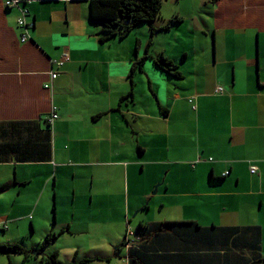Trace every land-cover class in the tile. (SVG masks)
I'll return each mask as SVG.
<instances>
[{"label":"crops","instance_id":"crops-1","mask_svg":"<svg viewBox=\"0 0 264 264\" xmlns=\"http://www.w3.org/2000/svg\"><path fill=\"white\" fill-rule=\"evenodd\" d=\"M5 1L0 0V122L30 123L31 136L36 124L50 131L51 157L0 162V195L5 193L10 206H21L19 214L7 211L4 217L0 211V222L9 218L18 225L33 213V232L39 228L44 237L54 223L62 224L60 236L68 238L81 232L72 229L78 219L98 231L106 224L105 253L94 247L91 257L82 258L105 262L110 251L127 264L126 250L115 251L118 237L108 235L111 223L126 222L136 200L152 193L144 171L159 165L170 180L161 197L176 208L182 205L187 219L181 221L209 226L229 212L242 225L260 226L264 244V0H219L209 13L193 9L184 16L193 24H185L183 36L174 40L171 31L183 22L158 30L152 43L150 27L145 48L150 56L135 71L141 51L135 53L130 43L115 48L112 40L101 42L86 0H25L9 8ZM20 7L28 9L26 21L33 23L27 41H22L26 29L18 25ZM174 12L167 19L180 13ZM165 24L158 21L156 27ZM138 40L141 46L143 38ZM162 53L183 78L156 64ZM218 86L225 90L217 93ZM159 88L164 102H156ZM131 91L134 100L123 103ZM54 107L60 117L49 127ZM12 166L15 175L3 177ZM228 169L223 183L209 178ZM11 188L14 193H6ZM60 213L62 220L56 219ZM57 243H50L51 251L59 256L65 251V264L80 256L77 247ZM178 243L167 242L170 256L186 254Z\"/></svg>","mask_w":264,"mask_h":264},{"label":"trees","instance_id":"trees-1","mask_svg":"<svg viewBox=\"0 0 264 264\" xmlns=\"http://www.w3.org/2000/svg\"><path fill=\"white\" fill-rule=\"evenodd\" d=\"M86 1L90 7V18L93 23L99 26L98 35L103 43L113 40L115 37L125 38L137 26L145 23L151 26L152 35L154 36L158 30H170L173 26L185 20L184 16L176 14L168 20L166 19L165 25L156 27L157 21L163 17V0ZM218 1L211 0V3ZM6 7L11 6L7 5ZM18 25L21 26L22 24L18 23ZM150 42L152 43V39ZM139 47L140 40H137L136 52L139 51ZM149 56V53L142 57L137 56L133 62V71L142 67ZM154 61L167 73L176 78H183L179 66L166 54H160L154 58ZM133 95L134 93L131 91L123 96V103L134 100ZM161 110L163 112L168 111L165 107H162ZM47 124L52 127L50 122H47ZM35 127L34 136H31L30 123L0 122V162H8L13 159L33 162L49 160L51 157L50 131H40L37 124ZM12 168L14 170L13 166ZM227 171V174L222 173L219 177L211 173L209 178L214 184L223 183L231 173L229 169ZM232 203L238 207V202ZM235 206L231 209H234ZM132 214L127 218L129 221H131ZM89 216L90 214L82 217L85 219ZM56 219H58L57 216ZM31 227L34 228L33 222ZM136 228H138L136 232L129 231L128 234L126 233L121 243L115 247L116 252L126 250L125 260L127 264H260L263 256L261 227L258 225H242L237 216L229 212L221 214L219 224L211 223L209 226H202L196 221L188 220L139 222ZM130 233L133 235L132 240L128 237ZM108 235L117 237L115 230L112 231V223L111 232ZM171 237H179L180 239L172 240ZM56 238H58V234L51 229L48 230L43 239V247ZM104 238L107 239V236H104ZM169 240L174 244L183 242L182 247L186 250V254L180 252V257L170 256L167 246ZM3 250L12 253H23L25 251L19 244L5 246ZM95 259L101 260V258H83L80 259L81 262H74V264H93ZM59 260L58 254L52 253L41 264H61ZM105 260L109 261L110 257H105ZM9 264H12L11 261Z\"/></svg>","mask_w":264,"mask_h":264},{"label":"rangeland","instance_id":"rangeland-1","mask_svg":"<svg viewBox=\"0 0 264 264\" xmlns=\"http://www.w3.org/2000/svg\"><path fill=\"white\" fill-rule=\"evenodd\" d=\"M211 0H163L162 3V13L163 17L159 21V24L164 23L167 19V14L169 13H175L174 11H180L178 13L179 15H183L185 17H188L189 13L193 11V9H196L199 13L198 7L201 8V10L205 13H209L207 11L208 7L210 6ZM196 14V13H194ZM176 15V14H175ZM186 24V25H185ZM188 24L192 25L193 20L188 18L186 21L184 20L183 24L175 29H172L171 33V39L174 40L176 37H182L183 36V26H187ZM149 27H141L142 29H138V27L132 31L127 37L121 39L120 37H115L112 41L116 42L113 44V47L119 48L120 45L127 46L129 43L134 48L136 46V42L138 39L143 38V44L139 47V50L141 51L140 57L145 55L146 51V45L147 40L146 38L148 35L149 28L151 27L148 24ZM169 34V32L167 33ZM187 38H190L187 36ZM213 39V38H212ZM135 50V49H134ZM136 52V50H135ZM159 97L156 98V102L161 99L163 102L165 101L164 96V88H159ZM143 159V157H141ZM142 161V160H141ZM146 162V159L144 160ZM133 165V163H131ZM138 164V163H137ZM152 165H148L146 170L144 171L145 178H148L147 181H149V187L152 188V193L149 196H146L145 198L137 199L136 200V206H135V212L131 216V221L127 219L126 222L122 223H112L114 226L115 232L117 233V243H121L122 239L125 237L126 233L128 234L129 231H135L139 221H148V222H166V221H181V219H187V217L182 212V205H180L178 208L176 206L172 205V203L168 202L166 199H162L161 195L164 190H166L167 185L170 183V180L167 178L165 173V168L159 165H155V168H151ZM154 166V165H153ZM134 167V166H131ZM3 177H13V168L11 167L10 172L4 174ZM158 177L160 180L158 182H155V178ZM34 179H38L34 177ZM9 181V180H8ZM164 181V184H163ZM157 187V191L155 192V189ZM14 188H11L10 191L6 192H12L14 193ZM161 190V192H160ZM5 193L0 195V211L2 215H7V211H13L16 214H19L21 212V206L19 204L15 206H10V204L7 202V198L4 196ZM146 207V210H142L144 206ZM53 206H50V213L51 217ZM208 215H210V212H207ZM62 213L57 214L58 220H62ZM138 215V216H137ZM142 215V216H141ZM121 216V214H119ZM137 216V217H136ZM33 213L28 217L26 220L20 221L18 225L16 223H13L9 218L7 221L10 224V228L8 230H0V264H9L10 261L12 264H41V261L37 260H26L29 257H32L31 254H33V251H37V249H40L42 247V240L45 238L42 235V230L38 228L37 232H33V227H31V223L34 222ZM125 212L123 213V220H125ZM133 217V218H132ZM136 217V218H135ZM74 219H72L73 221ZM52 221L53 217H52ZM185 221V220H184ZM47 224L49 226H52L47 221ZM14 225V226H13ZM55 227V228H53ZM73 231L80 232L79 234L72 235L71 238H68L67 236H60V231H62V224L59 225V227L54 225L52 226L51 230L53 232L58 234V238L55 239V242H58L57 244L59 246L67 247V246H75L78 249H80V256H78V259H81L85 256H90V253H92L94 250V247H99L98 251L99 253H105L107 249V239L103 240L101 243V237L104 238V236H107V225H103L100 228V231L95 229L90 224L88 226L82 225L78 220L74 223L72 227ZM90 231L91 239H89V236L86 233ZM60 236V237H59ZM43 237V238H42ZM131 240L133 238V235L128 236ZM42 238V239H40ZM53 242L52 244H54ZM12 244H19L26 250H29V252L25 253H12V252H6L3 249L4 246H10ZM36 245L37 249H34V246ZM54 247V245H49L47 255H51L53 252L51 249ZM76 250V249H75ZM75 250L69 251V253H74ZM45 254V253H44ZM262 259L260 261V264H264V244H262ZM111 258V261H114L112 264H124L122 263V260L118 259L119 254L111 253L110 251L107 252V254L103 255ZM42 258V257H41ZM60 261L64 262L68 259V255L63 251V254L59 256ZM81 260H78V262ZM34 262V263H33ZM93 264H109L108 261L103 262L100 260H95Z\"/></svg>","mask_w":264,"mask_h":264},{"label":"clouds","instance_id":"clouds-1","mask_svg":"<svg viewBox=\"0 0 264 264\" xmlns=\"http://www.w3.org/2000/svg\"><path fill=\"white\" fill-rule=\"evenodd\" d=\"M25 2V0H22L20 3H24ZM20 3H18V4H16V5H13V6H19L20 5ZM217 3V2H216ZM5 5H6V1H5ZM7 6V5H6ZM13 6H11V7H13ZM21 8V7H20ZM22 8H21V16H19V18H18V23H20V19H23V23H22V27L23 28H25L26 29V32L23 34V36H22V41H27L28 39H29V34H28V29H29V27L31 26V25H33V23H31V24H29V23H27V21H26V15L29 13V11H28V13L26 14V15H23L22 14ZM28 10V9H27ZM169 19V18H168ZM167 19V20H168ZM158 21H160V19L158 20ZM157 21V22H158ZM21 24V23H20ZM152 29V28H151ZM153 36V35H152ZM24 37H26V39L25 40H23V38ZM152 39V38H151ZM150 39V40H151ZM146 54V53H145ZM63 58L64 59H66V60H68L69 58H70V54L68 53V52H66V53H64V55H63ZM63 63V61H60L59 62V64L61 65ZM57 76V74H55V77ZM51 77H53V74H51ZM55 77H53V78H55ZM219 87H222L223 88V91L225 90L224 89V87L223 86H218L217 87V89H216V92L217 93H221V92H223V91H217L218 90V88ZM193 102V99H191L190 98V102ZM57 115V117L55 118L54 117V115ZM60 116H59V113L57 112V108H53V111L51 112V115L46 119L47 120V122L49 123H51V124H53L54 123V121L55 120H57L58 118H59ZM252 168H255V172H252ZM250 171H251V173L252 174H255V173H257V171H258V168H257V166H255V165H252L251 166V168H250ZM0 229L2 230V229H8V222H0ZM57 239V238H56ZM43 241V240H42ZM53 242H55V239H54V241H52L51 243H53ZM50 244V243H49ZM48 245V244H47ZM47 245L46 246H44L43 247V242H42V247H43V252L41 253L42 254V258L41 257H39L37 260H39V261H43L47 256L49 257V256H51V255H47L46 256V254H47ZM5 247V246H4ZM127 247H129L128 245H127ZM25 249V248H24ZM1 250H3V249H1ZM25 251H26V249H25ZM25 251H23V252H25ZM45 253V254H44ZM54 253H57L58 254V258H59V253L57 252V251H55ZM83 259V258H82ZM36 260V261H37ZM78 260H80V259H73V261L74 262H78ZM59 262L61 263V264H63L60 260H59ZM74 262H73V264H74ZM79 262H81V261H79ZM34 263V262H33ZM35 264V263H34Z\"/></svg>","mask_w":264,"mask_h":264},{"label":"built area","instance_id":"built-area-1","mask_svg":"<svg viewBox=\"0 0 264 264\" xmlns=\"http://www.w3.org/2000/svg\"><path fill=\"white\" fill-rule=\"evenodd\" d=\"M22 0H6V5H10V6H13V5H16L18 3H20ZM28 13V10L27 9H23L22 10V14L23 15H26ZM20 23L22 24L23 23V19H20ZM26 37L23 38V40H25ZM53 77H55V74H53ZM217 91H223V88L222 87H219ZM54 117L56 118L57 115L55 114ZM252 172H255V168H252ZM228 171L225 172V174H227Z\"/></svg>","mask_w":264,"mask_h":264},{"label":"flooded vegetation","instance_id":"flooded-vegetation-1","mask_svg":"<svg viewBox=\"0 0 264 264\" xmlns=\"http://www.w3.org/2000/svg\"><path fill=\"white\" fill-rule=\"evenodd\" d=\"M34 249H37V248H34ZM42 250H43V247H41L40 249H37V251H33L32 252L33 254H31L32 257H29V255H27L28 258H26V260H29L31 258V260H35L36 261L39 257H42V254H41L43 252ZM27 252H29V250L25 251V253H27Z\"/></svg>","mask_w":264,"mask_h":264},{"label":"water","instance_id":"water-1","mask_svg":"<svg viewBox=\"0 0 264 264\" xmlns=\"http://www.w3.org/2000/svg\"><path fill=\"white\" fill-rule=\"evenodd\" d=\"M157 191V187H156V189H155V192Z\"/></svg>","mask_w":264,"mask_h":264}]
</instances>
